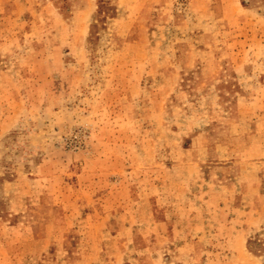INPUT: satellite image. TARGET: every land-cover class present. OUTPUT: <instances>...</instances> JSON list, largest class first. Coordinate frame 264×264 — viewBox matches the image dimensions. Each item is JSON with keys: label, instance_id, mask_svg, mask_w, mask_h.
<instances>
[{"label": "rangeland", "instance_id": "374dc122", "mask_svg": "<svg viewBox=\"0 0 264 264\" xmlns=\"http://www.w3.org/2000/svg\"><path fill=\"white\" fill-rule=\"evenodd\" d=\"M0 0V264H264V0Z\"/></svg>", "mask_w": 264, "mask_h": 264}, {"label": "trees", "instance_id": "16d2710c", "mask_svg": "<svg viewBox=\"0 0 264 264\" xmlns=\"http://www.w3.org/2000/svg\"><path fill=\"white\" fill-rule=\"evenodd\" d=\"M98 10L97 12L100 13H104L105 15L108 13H111L113 10V6L107 5L106 2L104 0H98ZM244 3V0H243Z\"/></svg>", "mask_w": 264, "mask_h": 264}]
</instances>
